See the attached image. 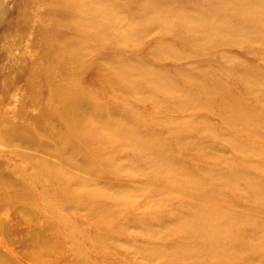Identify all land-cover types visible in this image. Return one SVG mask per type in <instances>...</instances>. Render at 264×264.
I'll use <instances>...</instances> for the list:
<instances>
[{
	"label": "rangeland",
	"instance_id": "obj_1",
	"mask_svg": "<svg viewBox=\"0 0 264 264\" xmlns=\"http://www.w3.org/2000/svg\"><path fill=\"white\" fill-rule=\"evenodd\" d=\"M114 1L117 32L99 42L70 20H21L51 9L46 3L0 0V107L9 118L40 117L55 144L67 143V166L54 164L67 178V202L50 192L67 264H264V0ZM68 3L67 15L79 17ZM18 26L26 35H4ZM40 31L67 34L47 45L67 62L85 49L108 60L100 80L97 69L83 70L87 60L63 71L30 54L31 44L45 47ZM13 43L24 63L4 59L20 60ZM53 70L55 85L67 86V121L44 83ZM22 152L0 142L13 174L48 187Z\"/></svg>",
	"mask_w": 264,
	"mask_h": 264
},
{
	"label": "bare ground",
	"instance_id": "obj_2",
	"mask_svg": "<svg viewBox=\"0 0 264 264\" xmlns=\"http://www.w3.org/2000/svg\"><path fill=\"white\" fill-rule=\"evenodd\" d=\"M68 2L75 3L76 9L80 12L79 17H75L72 14L70 16L67 15ZM81 2L82 0H18L14 8L19 7L22 9L34 3L41 5L46 3L44 5L45 8L52 7L46 11H42L36 16L21 18V20H26V25L29 24L31 26L32 23L37 21L53 18L55 20H70L69 23L71 27L74 28V31L81 35L86 34V39L88 37L89 39L92 38L93 40L101 42L104 33H112L115 35V32H117L116 11L120 9V4L116 3L114 0H94L92 4L87 5H82ZM53 7L64 9V11H55ZM30 20L36 21L32 22ZM54 25L56 28L60 27L58 23ZM47 26L51 27L50 24H47ZM10 29H12V31L7 29L9 33H4L8 38L11 37L12 32L18 37L26 35L25 28L21 26ZM5 36L3 38L1 37V39L6 41L7 37ZM53 36L58 40L67 41V34L62 35L59 33L40 31V42L36 44L38 47L39 45H44L45 47L40 48L37 52L34 51L33 47L35 46L31 44L29 47L30 54H37L40 58L46 59V67H52V64L59 65L63 71L67 70V65L73 68L83 60H87L89 63L84 66L83 70L92 71L93 69H97L93 74V78L97 81L100 80L101 73L99 68L107 65L109 63L108 60H103L101 58L91 60L93 49H85L83 53L78 54V57L71 62H67V60L60 58L56 54L58 52L53 51L52 47L50 49L47 48V45L52 44L51 39L53 40ZM13 44L16 53L19 55L18 59L20 60H17L15 57L16 54L11 52H7L4 59H6V61L10 60V62L20 61L24 63L21 55L23 54V48L19 44ZM64 51L67 53V46L64 48ZM112 58L116 60L117 56L113 54ZM1 59L3 60V58ZM44 71L47 72L46 70ZM51 73V76L44 78V83L51 89V92L55 93L53 98L61 105L63 118L67 121V86L61 87L59 85L60 87H57L55 85V78H59L60 75L55 71ZM13 77L12 74L2 76L1 84L6 86L7 80L10 78L13 79ZM62 81L65 82L67 80L63 78ZM4 96L2 94L1 98ZM2 104H4V100L0 99V106H2ZM31 106L35 107L36 104L31 103ZM2 108L3 107H0L1 144L9 149L16 148L23 151L24 153L17 154L19 160L23 163H28L32 167L35 177L38 174L37 172H41L45 178V182L50 184L48 187L51 188L49 189L45 184L41 185L38 180L35 182L32 181L29 179L30 177L27 178L25 176L13 174L10 171L9 162L6 160L0 161V212H6L3 219H0V264H67V250L61 247L63 244L67 245V235H63V233L54 230L51 222L54 212L53 207L50 205V192H58L59 197L67 202V178H61V176H64L56 174L55 170L57 168L54 166L55 160H60L67 166V143H65L66 146L64 148L58 146L60 145L59 143L55 144V140L49 137L42 128L44 124L40 121V117L29 115L24 120L19 114H16V117L9 118L2 111ZM43 117L55 121L50 114L45 113ZM18 118L23 120V122H17L16 119ZM26 121L30 122L32 127L27 126L25 123ZM64 125L67 126V123L62 124V127L65 129ZM72 129L76 134L80 135V130H77L75 127H72ZM80 142L84 144L90 143L86 141V139ZM94 148L96 152L95 155H99L101 150L100 147ZM54 187L57 188L55 189ZM40 204H44V209H37L34 213L32 207H38ZM60 219H58V222H63ZM17 223L24 224L26 226L25 229L22 231L18 230L16 226ZM81 264L90 263L84 261L81 262Z\"/></svg>",
	"mask_w": 264,
	"mask_h": 264
}]
</instances>
